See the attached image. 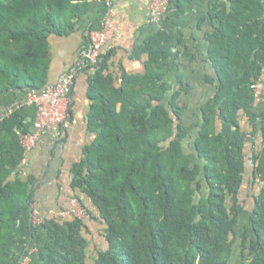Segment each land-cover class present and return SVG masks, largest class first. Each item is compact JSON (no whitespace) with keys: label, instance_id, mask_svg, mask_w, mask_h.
<instances>
[{"label":"trees","instance_id":"trees-1","mask_svg":"<svg viewBox=\"0 0 264 264\" xmlns=\"http://www.w3.org/2000/svg\"><path fill=\"white\" fill-rule=\"evenodd\" d=\"M225 1L215 5L208 35L214 88L191 122L181 100L189 85L177 76L174 89L166 78L174 58L164 29L138 49L147 55L142 74L117 82L99 61L87 91L95 138L71 168L87 217L30 223L28 234H44L38 264H228L236 243L246 264H264V108L252 109L253 80L264 73V0ZM88 9L87 0H0V94L44 89L49 36L70 34ZM27 131L23 107L0 121V264H19L26 253L17 249L18 222L34 180L12 172L23 157L18 132ZM255 182L238 230L241 189Z\"/></svg>","mask_w":264,"mask_h":264},{"label":"crops","instance_id":"crops-1","mask_svg":"<svg viewBox=\"0 0 264 264\" xmlns=\"http://www.w3.org/2000/svg\"><path fill=\"white\" fill-rule=\"evenodd\" d=\"M225 0H171L169 11L157 26L146 22L147 0H110L113 11L111 28L113 38L103 51L100 64L104 66L103 74L112 76L117 82L122 73L129 75L145 72L147 55L139 53L138 49L146 38L159 29H164L172 36L173 47L171 55L174 60L167 81L177 88V76H181L190 91L182 95L181 100L188 103L187 111L198 110L200 100H205L214 88L206 77L214 78L215 73L208 60V35L216 26L211 14L215 5ZM88 11L81 16L68 35L49 36L50 64L48 70V85L54 84L76 60L80 50L88 46L89 30L100 26V19L105 10L102 0H87ZM93 71L84 69L75 77L69 95L70 125L63 140L54 143L46 135L39 138L37 146L27 153L25 171L34 180L33 195L29 203L24 205L18 222L22 243L18 251H26L25 264H38L37 252L44 241V234L38 227L28 234L30 213L36 210L41 223L51 219V213L67 209L71 199L77 192L72 188V166L83 157V150L90 145L95 134L88 130V111L90 100L87 96L88 80ZM26 93L10 90L0 94V114L14 101L24 102ZM25 124L32 130L34 107L23 105ZM191 112L187 118L195 119ZM241 130L250 136V126L244 115L239 117ZM251 137V136H250ZM256 143L258 140L249 138ZM248 150L251 148L248 141ZM251 154L250 151H248ZM26 176V177H27ZM82 201L93 212L95 207L88 198L81 196ZM39 223V226L41 225ZM93 229L99 225L93 222Z\"/></svg>","mask_w":264,"mask_h":264},{"label":"built area","instance_id":"built-area-1","mask_svg":"<svg viewBox=\"0 0 264 264\" xmlns=\"http://www.w3.org/2000/svg\"><path fill=\"white\" fill-rule=\"evenodd\" d=\"M102 1L105 5V10L100 19V26L96 30H89L88 46L80 50L76 60L70 68L64 72L54 84L47 85L41 91H28L24 102L14 101L0 114L1 121L8 117L14 109L22 107L23 105L33 106L35 109L32 130L18 132V139L23 150V157L19 165L12 172V176L26 177L28 175L25 171L27 153L37 146L39 138L42 135H46L54 143H59L63 140L65 132L70 125L68 106L73 81L80 71L84 69L94 71L96 69L106 44L113 38L111 28L113 11L110 7V0ZM147 1L146 22L159 26L169 11L171 0ZM252 92V109L256 113H259L260 110L264 108V73L253 80ZM247 138L251 137L248 136ZM67 217L83 219L87 217V212L77 200L73 198L67 209L51 213V219L55 223H61ZM30 223L34 226L41 223L36 210H32L30 213ZM25 261L26 257H22L19 264H25Z\"/></svg>","mask_w":264,"mask_h":264},{"label":"rangeland","instance_id":"rangeland-1","mask_svg":"<svg viewBox=\"0 0 264 264\" xmlns=\"http://www.w3.org/2000/svg\"><path fill=\"white\" fill-rule=\"evenodd\" d=\"M190 112L193 114L192 111H190ZM187 114H189V112ZM192 116L193 115H191L190 117H192ZM246 166H247V170L251 168V165L247 159H246ZM246 179L248 180V177H246ZM255 184H256V182L253 183L252 185L249 184L248 187H244L243 189H241L240 199H243L246 203L244 204L245 212H242L238 218V225H237L238 230L240 228L244 227L246 222H247V215H248L247 212H249L251 210V200H252L251 196L257 190V187ZM237 244L238 243H236V245L234 246V250H233V253L229 259L228 264H242V263L246 264V260L241 256L242 253H240V248H237Z\"/></svg>","mask_w":264,"mask_h":264}]
</instances>
